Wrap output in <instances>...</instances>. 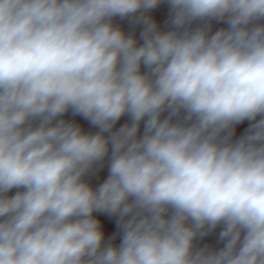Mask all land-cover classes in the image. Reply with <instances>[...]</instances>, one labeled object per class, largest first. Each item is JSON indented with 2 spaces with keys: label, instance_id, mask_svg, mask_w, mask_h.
I'll list each match as a JSON object with an SVG mask.
<instances>
[{
  "label": "clouds",
  "instance_id": "obj_1",
  "mask_svg": "<svg viewBox=\"0 0 264 264\" xmlns=\"http://www.w3.org/2000/svg\"><path fill=\"white\" fill-rule=\"evenodd\" d=\"M0 264H264V0H0Z\"/></svg>",
  "mask_w": 264,
  "mask_h": 264
},
{
  "label": "crops",
  "instance_id": "obj_2",
  "mask_svg": "<svg viewBox=\"0 0 264 264\" xmlns=\"http://www.w3.org/2000/svg\"><path fill=\"white\" fill-rule=\"evenodd\" d=\"M121 23H123V22H121ZM126 119H127L126 117L125 118H122V120H121L120 123H123ZM82 123H85V127H88V125L86 124V122H82ZM117 126H119V124Z\"/></svg>",
  "mask_w": 264,
  "mask_h": 264
},
{
  "label": "trees",
  "instance_id": "obj_3",
  "mask_svg": "<svg viewBox=\"0 0 264 264\" xmlns=\"http://www.w3.org/2000/svg\"><path fill=\"white\" fill-rule=\"evenodd\" d=\"M13 191H15V190H13Z\"/></svg>",
  "mask_w": 264,
  "mask_h": 264
}]
</instances>
